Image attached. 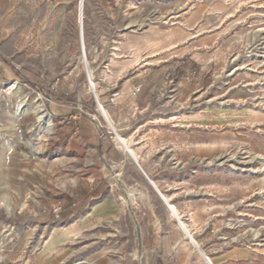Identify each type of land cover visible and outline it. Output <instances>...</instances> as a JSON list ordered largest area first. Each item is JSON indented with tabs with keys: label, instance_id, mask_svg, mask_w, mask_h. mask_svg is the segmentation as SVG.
Segmentation results:
<instances>
[{
	"label": "rangeland",
	"instance_id": "374dc122",
	"mask_svg": "<svg viewBox=\"0 0 264 264\" xmlns=\"http://www.w3.org/2000/svg\"><path fill=\"white\" fill-rule=\"evenodd\" d=\"M263 38L264 0H0V264H206L149 181L264 264Z\"/></svg>",
	"mask_w": 264,
	"mask_h": 264
},
{
	"label": "bare ground",
	"instance_id": "6f19581e",
	"mask_svg": "<svg viewBox=\"0 0 264 264\" xmlns=\"http://www.w3.org/2000/svg\"><path fill=\"white\" fill-rule=\"evenodd\" d=\"M81 35V34H80ZM264 39V38H263ZM80 42H81V48L84 49V43H83V38L81 36V39H80ZM83 54V53H82ZM94 84H92V89L94 88L93 87ZM15 86H13L11 89H14ZM91 88V87H90ZM98 99V98H97ZM26 101H27V98L26 96H19L18 98V108H22L23 106L26 105ZM98 110L101 114V117L103 118V120L105 121V123L112 129L114 130V126H113V122L110 118V116L108 115V113L103 109V107L100 105L99 101H98ZM37 120H38V132H37V135H39L38 133H42L43 134V137L44 139L46 140L47 136L49 135L50 133V126H51V119L49 117H46L44 116L43 114H37ZM115 140L119 143V147L122 151H125V153L135 162L137 161L138 162V156L136 154V152L130 148L127 144V141L121 137L120 135H116V138ZM33 152H34V149L32 148ZM150 185L152 187H155L157 189V191L159 192L158 188L156 187L155 183L150 181ZM156 191V190H155ZM159 196L161 197V200L166 203V205L168 206L171 214L173 217H175L177 220H178V225H179V228L182 230L183 234L187 237V239L189 240L190 244L196 248L199 253L203 256L204 260H205V263L206 264H213L212 261L207 258L203 253L202 251L200 250L199 246H198V243L194 240V238L192 237V235L190 234V230L188 229V226H186L180 219L179 217V213L177 212V210L175 209L174 206H172L171 204H169L167 198L162 195L160 192H159ZM1 205L5 208V210L9 213H12L13 211V205L12 203L10 202L9 199H7L6 197H3L0 201Z\"/></svg>",
	"mask_w": 264,
	"mask_h": 264
},
{
	"label": "water",
	"instance_id": "95a60500",
	"mask_svg": "<svg viewBox=\"0 0 264 264\" xmlns=\"http://www.w3.org/2000/svg\"><path fill=\"white\" fill-rule=\"evenodd\" d=\"M95 100H96V102L98 103V99H97V97L95 96ZM135 164L137 165V167L140 169V171L142 172V174L146 177V175H145V173H144V171L142 170V168L140 167V165L138 164V162L137 161H135ZM146 179H148L147 177H146ZM148 181H149V179H148ZM150 182V181H149ZM153 186V185H152ZM155 190H156V192L159 194V192L157 191V189L155 188V187H153Z\"/></svg>",
	"mask_w": 264,
	"mask_h": 264
},
{
	"label": "built area",
	"instance_id": "2783aa9c",
	"mask_svg": "<svg viewBox=\"0 0 264 264\" xmlns=\"http://www.w3.org/2000/svg\"><path fill=\"white\" fill-rule=\"evenodd\" d=\"M61 209V207H58L56 209H54L55 212H58ZM208 258V257H207Z\"/></svg>",
	"mask_w": 264,
	"mask_h": 264
},
{
	"label": "crops",
	"instance_id": "0c3cea01",
	"mask_svg": "<svg viewBox=\"0 0 264 264\" xmlns=\"http://www.w3.org/2000/svg\"><path fill=\"white\" fill-rule=\"evenodd\" d=\"M142 242V241H141Z\"/></svg>",
	"mask_w": 264,
	"mask_h": 264
}]
</instances>
